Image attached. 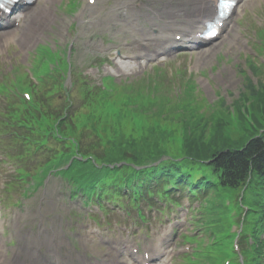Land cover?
<instances>
[{
  "label": "rangeland",
  "instance_id": "rangeland-1",
  "mask_svg": "<svg viewBox=\"0 0 264 264\" xmlns=\"http://www.w3.org/2000/svg\"><path fill=\"white\" fill-rule=\"evenodd\" d=\"M69 1H40L28 18L24 19L22 27L6 33L10 42L0 45V84L9 79L8 75L15 69L21 70V66L23 72H28L37 46L47 44L62 56L66 49L73 73L91 79L95 87L102 85L104 77H111L121 87L130 84L144 95L148 92V84L144 81H148V77L149 80L156 76L162 77L163 83L157 85L160 92L156 95L159 100L172 98L171 102L175 106L171 107V112L161 110V102L155 109L161 113H154L155 116L173 119V123L164 126L174 130L182 125L176 121L189 111L197 121H204L209 132L218 119L229 117V121L233 122L237 119L236 112L240 107L251 108V100L239 102L247 97L245 87L249 79L254 85L264 84V0H252L217 43L202 51L175 54L161 60L158 65L152 61L147 66L135 69L115 67L117 52L126 56V50L118 46L122 45L126 49L133 39L126 35H122L123 41L116 39L119 33L112 24L119 23L118 19L106 24L103 19L90 22L89 18L104 15L113 3H120V0H104L105 3L98 7L100 9L87 8V0H77L74 7L67 10L68 5H65ZM84 11L85 15L77 19ZM32 20L35 24L26 36V28ZM42 21L46 23L40 27ZM70 22L76 24L75 31H68ZM250 64L257 68L256 72ZM69 78L68 86L72 84ZM156 84L157 81L152 86ZM76 94L74 92L72 101L77 106L80 103ZM152 96L153 91L145 98L151 99ZM125 107H130L132 112L140 110L133 106V101L131 103L120 98L107 100L101 111L107 114L113 109L123 110ZM98 113L95 111V114ZM151 114L143 111L135 114V117L136 120L144 115L149 118ZM144 122L147 120L144 119ZM106 123L101 120L98 131ZM232 127H229V131L232 129L233 137H237L239 130ZM131 130L132 126L127 122L117 130V134L122 137ZM174 132L179 131L176 129ZM102 135L107 140L114 137L108 130L103 131ZM3 138L0 137V241L6 247L0 252V261L6 263L16 254L21 264H33L38 256L50 258L52 263L58 258L60 262L65 260L63 264H86L83 257L85 253L96 261L111 262L116 257L117 249L122 253L131 244L146 245L150 249L159 245L162 236L174 225L173 239L167 243L168 249L174 248V252L172 261L167 264H197L194 254H197L200 244H192L189 238L198 234V237H203L199 227L194 224L201 226L203 223L197 210L200 200L191 205L185 202V206L178 211L171 205L149 207L146 202L133 208L125 202L109 210L106 204L100 208L94 199L89 206L84 207L83 198H73L70 185L57 175L49 174L41 183L40 178L35 182L28 177L20 180L15 171L19 164L14 160L8 162L3 156ZM136 147L134 145L129 151H134ZM167 147H170L169 144ZM173 150L177 153L180 148L177 146ZM101 237L110 245H104ZM147 247L142 248L143 253ZM183 255L189 259H183ZM199 264L206 263L201 259Z\"/></svg>",
  "mask_w": 264,
  "mask_h": 264
},
{
  "label": "trees",
  "instance_id": "trees-1",
  "mask_svg": "<svg viewBox=\"0 0 264 264\" xmlns=\"http://www.w3.org/2000/svg\"><path fill=\"white\" fill-rule=\"evenodd\" d=\"M18 84H20V88H24L30 87L31 83L28 80H25V82L19 80ZM39 88L41 89V87ZM52 88V91H56L55 86H52ZM245 88L247 97L242 98L239 102L249 99L251 100L249 101L251 108L240 107L236 121L230 122L229 117L218 119L209 132L208 126L205 125L204 121H197L188 111L186 116L176 121L182 124L180 125L181 127L179 126L182 129V135H179V132H174L176 129L179 131V127H173L175 129L171 130L164 126L172 122L173 119H165L154 114L160 112L159 109L158 111L155 109L160 106L161 102L163 106L160 109H167L171 112V107L175 106V103L171 102L172 98L159 100L156 94L160 91L157 87H147L148 92H145L144 99L151 91H153V96L148 99L147 103L142 100L139 108L152 114L149 118L145 115L138 118L139 123L135 128L131 124L132 130L130 133L110 139L107 142L108 150L105 144L106 155H99L100 153L98 155L91 154L86 151V148L83 153L80 146V134L75 133L74 128L71 127L74 124V116L64 111L60 113L50 112L45 101L38 96L39 90L33 86L32 92L36 96L34 114H38V116L25 112L24 107L16 103L12 108L8 107L6 109L4 116L7 121L4 125L9 130H14L12 135L15 144L24 147L25 143L22 142L26 141V156L36 152L47 154L49 158L45 163L46 165L52 164V161L56 159L58 161L60 159L61 161L66 160L65 162L67 163L75 156L86 159V162L74 159L71 166L62 172H66L68 179L72 180L76 187L86 194L85 196L88 200L94 197L99 201H103L105 196L108 197L109 195L110 199L116 202L122 196H129L130 202L134 204L139 197L145 196V193L152 196L150 191L152 185L159 187L157 189L160 190L158 193L160 198H167L168 194L164 191L167 184L175 181L172 177L178 171V166L163 162L158 167L151 166L140 170H136L134 167L146 165L151 160H153L151 162L158 160L156 158L163 156V153L167 152V144H172L175 141L181 148L185 149L187 154H194L199 160L208 158L213 160L211 169L206 170V174L202 175V179L198 183H207L210 178L213 179L214 177L216 181L214 190L240 189L248 184L247 181H250L252 175L255 177L259 174L261 184L254 198L262 196L261 203L263 204L264 133L262 131L264 130V84L254 85L249 79ZM49 91H46V97H49V94L56 93H49ZM129 94L131 99L143 96V93L140 94L138 90ZM46 97L44 99L49 100ZM153 98H155L154 103L152 102ZM98 103L101 105V97H98ZM242 109L245 111H242ZM107 117L110 116L108 115ZM113 117L117 118V116ZM144 119L147 122H144ZM95 122L98 123V120ZM230 126L239 130V133L235 132L237 137H233L234 131L232 129L229 131ZM22 129H25L26 133L21 134L20 130ZM208 132L209 134H207ZM149 137L154 138L150 139ZM134 145L137 147L134 151H131L132 154H127L126 151H129ZM154 154H156V157H152ZM92 159L102 164L101 167L96 169L91 162ZM121 163H127L128 165L115 169L108 166L115 165V167H118L117 164ZM101 179L105 181L96 183V181ZM252 183L251 181L249 185L252 186ZM108 186H114L115 191L110 194L109 192L107 193ZM95 187L101 189H98V194H95ZM123 188L128 190L127 195L123 194ZM260 209L264 217V206L262 205ZM210 258L214 257L211 255ZM208 264L220 263L208 261Z\"/></svg>",
  "mask_w": 264,
  "mask_h": 264
},
{
  "label": "bare ground",
  "instance_id": "bare-ground-1",
  "mask_svg": "<svg viewBox=\"0 0 264 264\" xmlns=\"http://www.w3.org/2000/svg\"><path fill=\"white\" fill-rule=\"evenodd\" d=\"M175 0H167L166 5H163L162 8L157 9L156 11H154V8L159 7V5L161 6L162 4V0H123L122 4H119L117 2L113 3L112 6L109 7V9L107 10V12L104 15H101L97 18H92L89 17L91 20L90 22L94 21V20H101L103 19V23L108 24L109 22H111V18L115 17L117 15H129V13H131L134 17L132 18H142L145 16H153L156 18V20H163V18H166L167 20L171 21V25L177 24L179 20H181L179 17H171L173 16V2ZM182 1V0H181ZM208 1V6L211 5V2H216V0H207ZM124 8H122V6ZM46 6V5H44ZM195 1L193 0H184L183 2V9H187L188 10V14L190 15L191 13H196L195 10ZM104 6H103V11H104ZM124 10V12H123ZM145 12L142 14L140 13V11H144ZM84 15V12L82 13V16ZM136 16V17H135ZM39 16L37 17V20L39 22ZM46 22H44L45 24ZM169 25V22H166ZM35 24V21L32 20L30 22V25L26 28V36L28 35L29 31L31 30V26ZM43 21L40 23V27L44 26ZM10 42V38L9 35L6 34L5 36H1L0 35V45H4V44H8ZM133 49L131 47H129L127 49L128 52H131ZM206 54V52L204 53ZM1 248V246H0ZM42 259H40V256H38V258L35 260V264H42L41 263ZM65 262V260H63L62 262L57 261L53 264H63ZM45 263H48V261H45ZM0 264H10V263H4V261H0ZM14 264H16L14 262ZM113 264V263H112Z\"/></svg>",
  "mask_w": 264,
  "mask_h": 264
}]
</instances>
